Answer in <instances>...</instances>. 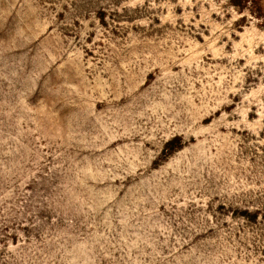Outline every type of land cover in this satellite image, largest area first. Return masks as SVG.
<instances>
[{"label":"rangeland","instance_id":"374dc122","mask_svg":"<svg viewBox=\"0 0 264 264\" xmlns=\"http://www.w3.org/2000/svg\"><path fill=\"white\" fill-rule=\"evenodd\" d=\"M0 264H264V0H0Z\"/></svg>","mask_w":264,"mask_h":264}]
</instances>
